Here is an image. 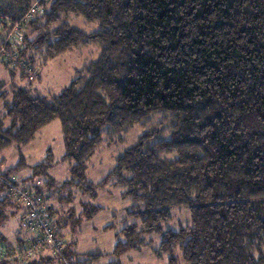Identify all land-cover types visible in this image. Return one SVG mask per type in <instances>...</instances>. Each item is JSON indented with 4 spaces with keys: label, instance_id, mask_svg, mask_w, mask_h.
I'll return each instance as SVG.
<instances>
[{
    "label": "trees",
    "instance_id": "1",
    "mask_svg": "<svg viewBox=\"0 0 264 264\" xmlns=\"http://www.w3.org/2000/svg\"><path fill=\"white\" fill-rule=\"evenodd\" d=\"M33 4L43 13L27 20ZM75 16L97 29L73 26ZM0 27V62L11 79L32 78L66 51L96 45V59L55 96L13 86L9 101L0 93V152L21 150L58 121V161L71 163L62 186L94 198L120 185L121 197L136 202L127 213L134 222L115 236V256L157 233L155 254L168 264H264V0H0ZM135 126L143 129L135 144L102 181L89 182L85 164L102 142H121ZM43 158L31 166L19 154L0 179L42 195L39 179L58 164L51 149ZM80 204L84 219L101 210ZM173 207L188 208L191 224L162 231ZM18 210L23 205L0 182V228ZM48 214L62 238L65 222L50 206ZM74 244L65 253L79 264ZM44 259L58 262L49 253L26 264Z\"/></svg>",
    "mask_w": 264,
    "mask_h": 264
},
{
    "label": "rangeland",
    "instance_id": "2",
    "mask_svg": "<svg viewBox=\"0 0 264 264\" xmlns=\"http://www.w3.org/2000/svg\"><path fill=\"white\" fill-rule=\"evenodd\" d=\"M69 22L86 32L97 29L95 23L84 21L78 16L70 17ZM3 34V32H0V35ZM96 56L95 44L66 51L53 61L41 66L39 68L40 71L37 69L39 71V78L37 79L38 72L36 71L32 78H20L15 73L12 80L8 71L5 70L0 62V81L4 82V87L0 90V93L2 91L6 92L9 95L6 101H9L10 90L13 86L24 87L30 91L31 95L41 97L55 96L74 79L77 69L88 63V61L96 59ZM2 105V100H0V109ZM142 130L141 127L135 126L125 134L121 142L114 144L102 142V145L93 154L92 158L85 164V167H87L85 172L86 179L91 183L102 181L108 172L114 168L115 158L123 153L125 149L135 144L137 137L142 134ZM47 149H51L53 158L56 161L61 158L64 152L61 126L58 121H52L42 128L35 135V139L22 147L21 150L10 147L0 152V161L3 160L0 165V172L13 166L18 160L19 154L26 159L29 165H35L44 159ZM70 165L71 163L58 161V164L52 168L48 175V177H52L54 183L48 187L44 186L45 181L48 182L46 180L48 177H44L39 179L38 184L45 203L54 210L55 220H60L62 223L63 221L65 222L66 225L59 229V233L67 242H75L73 249L77 257H79V264H168V256L166 254H163L162 258L155 254L161 239V235L157 233H143L141 236L145 240V244L138 249L130 250L119 256L113 254L116 234L125 225L134 222V219L127 216V213L136 202L128 197H121L124 188L120 185L106 186L104 189L97 190L94 198L73 186L63 187V182L70 177ZM28 172L30 173V171L25 169V172H22L20 176H24ZM82 201L91 204L93 208L99 207L101 210L90 219H84L83 208L80 204L83 203ZM19 214L20 211H16L0 228L6 238V243H13L18 235L24 233L18 226ZM190 224L191 219L188 208L173 207L170 221L162 223L161 230L175 231L179 227H185V225ZM109 226L111 227L109 228ZM15 244L17 243L11 244V246ZM176 254L179 256L178 252ZM73 256L70 257L74 258ZM74 259V264H76L77 259ZM10 264L13 263L11 262ZM41 264L59 263L54 260L44 259ZM177 264L185 263L178 258Z\"/></svg>",
    "mask_w": 264,
    "mask_h": 264
},
{
    "label": "built area",
    "instance_id": "3",
    "mask_svg": "<svg viewBox=\"0 0 264 264\" xmlns=\"http://www.w3.org/2000/svg\"><path fill=\"white\" fill-rule=\"evenodd\" d=\"M43 8L38 4L30 7L26 19L30 20L35 15H41ZM26 20V21H27ZM21 27L16 26L11 35V41L14 44L20 42ZM8 188L15 200L24 207V216L21 219L20 226L27 233L28 238L22 240L13 246H0V262L11 261L13 264H26L30 260L49 252L54 256L59 264H74L75 259L66 256L65 245L67 241L64 237L57 234L54 221L48 214V205L44 197L28 188L18 187L7 180H1Z\"/></svg>",
    "mask_w": 264,
    "mask_h": 264
},
{
    "label": "crops",
    "instance_id": "4",
    "mask_svg": "<svg viewBox=\"0 0 264 264\" xmlns=\"http://www.w3.org/2000/svg\"><path fill=\"white\" fill-rule=\"evenodd\" d=\"M23 214H24V213H23V210H20V214H19L20 217H19V221H18L19 229H22L21 226H20V222H21L22 217L24 216ZM22 231H24V230L22 229ZM1 232H2V231H1ZM18 232H19V231H18ZM18 232H17V233H18ZM20 233H21V231H20ZM29 235H30L29 232L27 233L26 231H24V233H21L20 235L17 236L16 241H14L13 243L9 242L8 244H14V243H17V242H19V241H21V240H24V239L28 238ZM44 255H45V256H46V255H49V252H45Z\"/></svg>",
    "mask_w": 264,
    "mask_h": 264
},
{
    "label": "bare ground",
    "instance_id": "5",
    "mask_svg": "<svg viewBox=\"0 0 264 264\" xmlns=\"http://www.w3.org/2000/svg\"><path fill=\"white\" fill-rule=\"evenodd\" d=\"M169 219V218H168Z\"/></svg>",
    "mask_w": 264,
    "mask_h": 264
}]
</instances>
